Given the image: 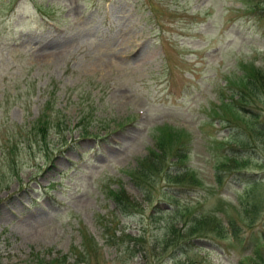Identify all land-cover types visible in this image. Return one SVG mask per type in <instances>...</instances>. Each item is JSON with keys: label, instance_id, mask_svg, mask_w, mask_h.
Masks as SVG:
<instances>
[{"label": "rangeland", "instance_id": "374dc122", "mask_svg": "<svg viewBox=\"0 0 264 264\" xmlns=\"http://www.w3.org/2000/svg\"><path fill=\"white\" fill-rule=\"evenodd\" d=\"M257 70L264 0H0V264H240L212 228L264 221L221 169L264 116L261 91L226 104ZM201 213L218 239L185 235Z\"/></svg>", "mask_w": 264, "mask_h": 264}, {"label": "trees", "instance_id": "16d2710c", "mask_svg": "<svg viewBox=\"0 0 264 264\" xmlns=\"http://www.w3.org/2000/svg\"><path fill=\"white\" fill-rule=\"evenodd\" d=\"M245 81L246 82L241 84V87L238 90L239 91L238 97L237 98L231 97V101L226 102V104H227V106H229L230 110H231V108H233L235 110L238 109L240 111L241 110L244 111L246 109L245 103H247V104L248 103H254L256 101L255 97H256L257 93L259 91L264 92V71L262 72V71L257 70L255 73L248 74ZM249 85H250V87H249ZM254 87H255V89H254ZM258 108H260V107H258ZM253 117L254 118L251 119L252 120L251 125L253 126V132L251 134V137L255 141V139H256L255 137H257V139H262V136H264V116H262L263 118H261V115H258L257 113L256 114L253 113ZM223 120H225V119H223ZM43 121L48 123L50 120H48V121L43 120ZM227 122H228L227 125L232 123L230 121H227ZM34 124L40 125L42 123H34ZM231 127H234V125L232 124ZM243 132H245V131H243ZM249 132H251V131H249ZM251 137H249V135L247 134V136L243 138V140H245V142L242 141V137H239V136H235V137L233 136L231 138V140L236 141V145H233V143H232L230 145V147H228V150H230L232 152H230V153L226 152L223 154H224V157L228 158L230 162H233V165L231 166L232 169L229 168L230 163L228 164V166H227V164H226V166L221 165V169L224 170L226 167H228L230 180L235 181L238 184H241V187L243 188L242 189L243 193L241 194V196L243 195L242 201H237V202L240 204L242 212L245 215V217H249V215H251V212L253 210H255V208L259 205L260 216H262L264 219V210L261 212V206L264 207V204H263L264 202L258 201L257 198L253 197L250 194V189L259 180L256 178L257 176L255 175V173L249 171V167H246V166L240 167L239 166L240 164H244L243 161H245L246 159L241 160L240 157H237V155H238L237 146L241 144L240 146L243 147L242 150H246V148H248V146H249V140L251 139ZM237 158H239V159H237ZM242 158L244 159L246 157H242ZM245 162H247V161H245ZM177 178H179V176ZM260 180H262V179H260ZM217 182H218L217 184H221L220 178L217 179ZM117 199H118L117 201L119 203L123 202V199L120 198L119 196H117ZM254 204H256V205H254ZM124 208L127 209V206H124ZM259 209L257 210V213H258ZM127 211H129V210H127ZM224 214H225V217H228L226 215V213H224ZM191 216H192L193 221L187 227L186 232H188V233L185 235H187L188 237L191 236L190 238H192V237H203V238H209V239L215 238V236L211 235V233H209L208 230L201 231L200 228L207 221H210L211 218H213V219L215 218L218 222H221V220L217 217V215H215L214 213H210V214L201 213V214H199V216L196 214H192ZM225 221H226V224L225 225L223 224L224 226H222V224L219 223V224H221V226L219 227L216 224L213 226L212 230L214 232L218 231V233L221 235V233L224 229H226V228L228 229V233L226 235L229 238L228 243L230 244L229 246L231 247V251L238 256V262L240 264H264V221L259 228H254L253 225L250 224L249 227L251 230H248V231H245L243 229V227H241V226L238 227V225L236 224V221L234 219L229 220V218H227V219H225ZM198 226H199V230H198ZM170 227H173V226H170ZM222 237L224 238V236H222ZM218 238H215V239H218ZM38 262H40V261H38Z\"/></svg>", "mask_w": 264, "mask_h": 264}, {"label": "bare ground", "instance_id": "6f19581e", "mask_svg": "<svg viewBox=\"0 0 264 264\" xmlns=\"http://www.w3.org/2000/svg\"><path fill=\"white\" fill-rule=\"evenodd\" d=\"M250 164H252V163H250ZM258 164H259V163H258ZM251 167H252V166H251ZM226 168H227V167H226ZM229 168H231V167H229ZM231 169H232V168H231ZM238 170H239V169H238ZM234 172H235V171H234ZM153 174H154V173H153ZM155 174H156V172H155ZM155 174H154V175H155ZM148 175H150V174H148ZM148 175H147V176H148ZM150 178H151V177H150ZM148 179H149V178H148ZM145 180H146V179H145ZM146 181H147V180H146ZM148 181H149V180H148ZM144 182H145V181H144ZM141 185H142V184H141ZM129 198H130V197H129ZM131 202H132V201H131ZM133 202H134V201H133ZM256 203H257V202H256ZM261 204H262V203H261ZM263 204H264V203H263ZM260 206H261V205H260ZM257 207H259V205H258ZM262 207H263V206H262ZM250 209H251V208H250ZM257 210H258V209H257ZM257 210H256V211H257ZM255 213H256V212H255ZM259 213H260V212H259ZM255 218H257V217H255ZM194 231H195V230H194ZM194 231H193V232H194ZM196 231H197V230H196Z\"/></svg>", "mask_w": 264, "mask_h": 264}]
</instances>
